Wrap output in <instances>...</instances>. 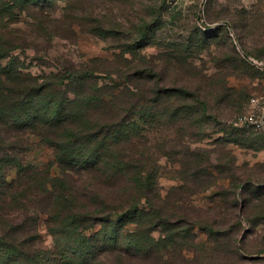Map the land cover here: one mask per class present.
Returning <instances> with one entry per match:
<instances>
[{
    "label": "rangeland",
    "instance_id": "rangeland-1",
    "mask_svg": "<svg viewBox=\"0 0 264 264\" xmlns=\"http://www.w3.org/2000/svg\"><path fill=\"white\" fill-rule=\"evenodd\" d=\"M9 3L0 0V12ZM51 4L35 12L37 21L16 8L9 22L0 13V50H11L25 72L42 79L67 66L90 69L97 87L110 92L106 101L116 94V106L122 103L120 92L134 88L128 80L139 82L129 76L151 67L150 82L159 74L162 85L186 88L207 102L206 122L184 119L177 125L167 117L160 126L134 119L149 164L143 174L153 182L147 198L131 195L143 217L127 224L125 232L149 237L155 248L133 264H264V137L237 125L249 99L264 96V70L239 57L245 52L264 61V0ZM143 33L148 38L139 40ZM177 103L171 98L167 105ZM22 137L24 166L42 169L54 162L55 148L29 131ZM17 172L11 168L7 181ZM51 174H58L56 166ZM15 183L11 193L28 196L27 182ZM81 183L109 198L116 190L91 177L88 183L76 180L75 188ZM38 229L37 246L52 249L43 217Z\"/></svg>",
    "mask_w": 264,
    "mask_h": 264
},
{
    "label": "trees",
    "instance_id": "trees-1",
    "mask_svg": "<svg viewBox=\"0 0 264 264\" xmlns=\"http://www.w3.org/2000/svg\"><path fill=\"white\" fill-rule=\"evenodd\" d=\"M53 1L10 0L1 17L12 21L15 8L32 17ZM145 38L143 33L139 40ZM239 57L264 70L249 59L264 61L245 52ZM2 60L6 64L0 65V264H133L135 257L145 258L155 248L153 240L125 232L127 224L143 217L131 195L147 198L153 182L143 174L148 164L140 152L144 135L134 119L160 126L167 117L177 125L184 119L204 122L207 102L186 88L162 85L159 74L150 82L151 67L129 76L141 83L128 80L134 88L122 90L118 96L122 103L113 106L116 94L111 92L112 100L106 101L110 92L97 87L90 69L67 66L40 79L25 72L11 50H0ZM171 98L179 103L167 105ZM26 131L55 148L52 164L42 169L23 165ZM53 166L57 175L51 174ZM11 168L18 170L17 178L8 182ZM88 177L116 190L109 198L97 190L86 191L84 183L80 190L75 188L76 180L88 183ZM15 182L20 186L27 182L28 196L11 193ZM31 186L35 188L30 191ZM41 217L52 236V249L37 246ZM96 226L99 230L89 235Z\"/></svg>",
    "mask_w": 264,
    "mask_h": 264
},
{
    "label": "built area",
    "instance_id": "built-area-1",
    "mask_svg": "<svg viewBox=\"0 0 264 264\" xmlns=\"http://www.w3.org/2000/svg\"><path fill=\"white\" fill-rule=\"evenodd\" d=\"M249 61L257 68H264V63L254 59ZM239 126L253 129L264 136V96L251 97L248 101V110L239 117Z\"/></svg>",
    "mask_w": 264,
    "mask_h": 264
}]
</instances>
